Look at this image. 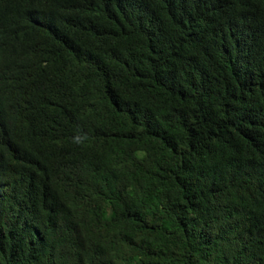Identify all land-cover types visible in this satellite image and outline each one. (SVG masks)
Returning <instances> with one entry per match:
<instances>
[{
    "label": "trees",
    "instance_id": "obj_1",
    "mask_svg": "<svg viewBox=\"0 0 264 264\" xmlns=\"http://www.w3.org/2000/svg\"><path fill=\"white\" fill-rule=\"evenodd\" d=\"M0 264H264V0H0Z\"/></svg>",
    "mask_w": 264,
    "mask_h": 264
}]
</instances>
